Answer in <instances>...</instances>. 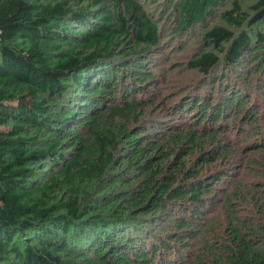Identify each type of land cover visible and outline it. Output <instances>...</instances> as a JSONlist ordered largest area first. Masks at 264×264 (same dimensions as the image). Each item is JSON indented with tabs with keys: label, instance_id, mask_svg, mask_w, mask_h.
<instances>
[{
	"label": "trees",
	"instance_id": "obj_1",
	"mask_svg": "<svg viewBox=\"0 0 264 264\" xmlns=\"http://www.w3.org/2000/svg\"><path fill=\"white\" fill-rule=\"evenodd\" d=\"M148 1L0 0V264H264V226L233 217L227 242L188 252L209 230L204 167L238 151L223 120L258 123L264 0H163L158 19ZM213 16L187 69L211 92L244 70L238 90L181 96L192 125L147 124L162 31Z\"/></svg>",
	"mask_w": 264,
	"mask_h": 264
},
{
	"label": "rangeland",
	"instance_id": "obj_2",
	"mask_svg": "<svg viewBox=\"0 0 264 264\" xmlns=\"http://www.w3.org/2000/svg\"><path fill=\"white\" fill-rule=\"evenodd\" d=\"M255 0H240L244 9H248L250 4ZM151 14L155 18H160L164 15L163 0L154 2L148 1ZM228 1L224 7H229ZM157 21V20H155ZM222 22L215 16L209 18L202 25H197L179 37L171 36L174 26H168L161 33L160 45L155 51L160 55V66L158 70L156 82L152 81L150 87L153 94L154 104H150L146 110L147 124L157 122L161 125L160 130L169 132L171 124H177L180 121L186 120L192 125L195 121H191L188 115L183 119L180 114L173 115L174 105L178 102L181 96H193L197 91L201 92L200 97L204 93V98L217 102L222 96H227L224 92L225 83L229 82L235 90H238L240 80L238 73L239 69H228L226 80L223 83L216 85V88L211 92L209 77L197 72L196 70L187 69L188 63L192 56L204 49L202 42L203 33L214 24ZM242 74L244 73L241 72ZM244 83V82H243ZM245 84V83H244ZM149 95V94H148ZM255 97L254 113L258 123L255 125L248 122L242 127V133L238 134L236 125L243 124L245 119L234 121L233 115H230L223 120L228 129L234 130L232 133L233 140L237 142L238 151L234 156V160H226L224 158L219 161L204 167V171L208 172L209 180L218 181L216 184L212 182V191L208 195L209 205L207 206V216L204 224L209 229L200 237L190 240L189 245L192 255L197 251L199 246L204 245L203 242L209 241L213 247L220 246L219 243L227 242L226 230L229 226L230 217L243 220L252 226H264V94L259 92ZM192 98V97H190ZM150 102V100H147ZM253 104V103H251ZM255 109L258 111L256 112ZM263 110V111H260ZM260 111V112H259ZM150 123V124H151ZM157 126V125H156ZM188 127V126H183ZM255 130H260L259 137L255 135ZM233 163V164H232ZM215 184V185H214ZM209 232V233H208ZM185 258H188L184 254ZM191 258L189 257L188 260ZM183 264V262H180Z\"/></svg>",
	"mask_w": 264,
	"mask_h": 264
}]
</instances>
